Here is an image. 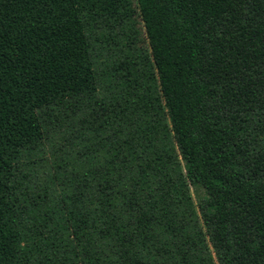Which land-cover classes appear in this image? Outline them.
Returning a JSON list of instances; mask_svg holds the SVG:
<instances>
[{
	"label": "trees",
	"instance_id": "trees-1",
	"mask_svg": "<svg viewBox=\"0 0 264 264\" xmlns=\"http://www.w3.org/2000/svg\"><path fill=\"white\" fill-rule=\"evenodd\" d=\"M0 264H264V0H0Z\"/></svg>",
	"mask_w": 264,
	"mask_h": 264
},
{
	"label": "rangeland",
	"instance_id": "rangeland-1",
	"mask_svg": "<svg viewBox=\"0 0 264 264\" xmlns=\"http://www.w3.org/2000/svg\"><path fill=\"white\" fill-rule=\"evenodd\" d=\"M138 29H139V32H140V34H141V39L143 40V35H142V29H141V25L139 26L138 25ZM144 44V43H143ZM104 46V50H106V49H109V48H113L114 46L110 43L109 45H103ZM61 142V140H60V134L59 133H57V134H55V136H54V138H53V146H57V145H59V143ZM52 146L50 145V144H48V143H45V150H44V154H43V156L45 157V161L48 159V161L47 162H45L44 164L42 163V165L40 166L41 168H40V170L41 171H44V170H47V169H49L50 168V165H51V163H50V161H51V159H52V151L55 149V147H54V149L52 150ZM191 195H192V197H193V200H194V202H197V200H198V195L195 193V191H194V189H192L191 188Z\"/></svg>",
	"mask_w": 264,
	"mask_h": 264
}]
</instances>
